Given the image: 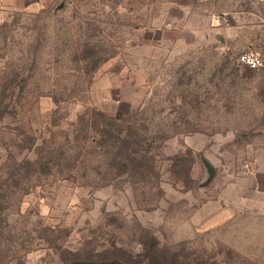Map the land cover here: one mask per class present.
<instances>
[{
	"label": "rangeland",
	"instance_id": "rangeland-1",
	"mask_svg": "<svg viewBox=\"0 0 264 264\" xmlns=\"http://www.w3.org/2000/svg\"><path fill=\"white\" fill-rule=\"evenodd\" d=\"M252 2L0 0V264H264Z\"/></svg>",
	"mask_w": 264,
	"mask_h": 264
},
{
	"label": "crops",
	"instance_id": "crops-1",
	"mask_svg": "<svg viewBox=\"0 0 264 264\" xmlns=\"http://www.w3.org/2000/svg\"><path fill=\"white\" fill-rule=\"evenodd\" d=\"M252 3L254 6L249 9L244 7L237 9L234 12L233 25H223L220 30L224 33L231 32L247 48L253 47L260 50L264 49V0H253ZM225 21H228V19H225ZM257 71L258 77L264 76V68Z\"/></svg>",
	"mask_w": 264,
	"mask_h": 264
},
{
	"label": "built area",
	"instance_id": "built-area-1",
	"mask_svg": "<svg viewBox=\"0 0 264 264\" xmlns=\"http://www.w3.org/2000/svg\"><path fill=\"white\" fill-rule=\"evenodd\" d=\"M239 61L250 69H262L264 68V49L248 47L240 54Z\"/></svg>",
	"mask_w": 264,
	"mask_h": 264
},
{
	"label": "water",
	"instance_id": "water-1",
	"mask_svg": "<svg viewBox=\"0 0 264 264\" xmlns=\"http://www.w3.org/2000/svg\"><path fill=\"white\" fill-rule=\"evenodd\" d=\"M220 19H221L223 22H225V19H223V18H221V17H220ZM204 163H205V165H206V167H207V169H208V171H209L210 177H211L212 174L214 173V169H213V167H212L207 161H204Z\"/></svg>",
	"mask_w": 264,
	"mask_h": 264
}]
</instances>
